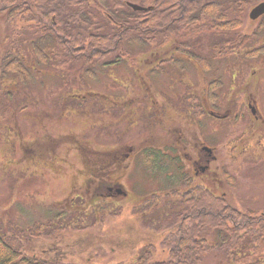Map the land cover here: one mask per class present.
Here are the masks:
<instances>
[{"label": "rangeland", "instance_id": "374dc122", "mask_svg": "<svg viewBox=\"0 0 264 264\" xmlns=\"http://www.w3.org/2000/svg\"><path fill=\"white\" fill-rule=\"evenodd\" d=\"M5 17H7L6 14L4 16L0 15V48L2 37L7 35L9 27ZM244 23L245 26H241L238 29L240 33H244L250 28H256V25L260 22L249 20L247 10ZM19 24L22 25L21 22ZM216 37L217 35L215 34L214 38ZM223 38H226V36H223ZM210 40L211 35H206L197 41L198 46L196 47L202 51L204 56L209 55L212 51L208 47ZM253 45L255 43L252 41L245 44L240 50L246 51L248 49L247 51H249ZM164 51H166V47ZM26 52L29 51L26 50ZM219 53L220 51L215 50L207 58ZM216 58L219 59H212V64L221 59L219 56ZM217 63V69L224 68L223 60ZM237 64H239V60L234 57L232 65L235 66ZM252 65H256L258 68L264 67V60L250 61L249 72L252 70ZM38 67H41V65H38ZM51 68L56 70L59 66L53 62ZM163 68L166 72H169L167 64H164ZM42 69L43 73L47 72V75L37 78L35 84L38 85L41 80H45L53 89L45 88L43 90L40 86L38 89L39 95L34 98L32 96L25 101L24 105L19 104L22 99L12 102L10 100L7 101L8 98L3 96V93L7 90L13 91L11 93L12 96L19 93L15 89H12L11 81L8 82L9 84L5 83V89L7 90L0 91L1 235L9 242L11 239H15V236L11 237V234L18 235L16 236L20 245L18 248L28 256L38 255L57 260L61 263L131 264L130 262L135 259L144 248V244L147 243L155 246L153 257L149 263L164 261L167 258L168 249L166 250L161 242L167 237V233L156 231L149 223L150 217L153 218L154 216L151 215L149 217L145 215L146 212L155 209V207H152L146 211L148 205L145 204V201L152 192L160 191L155 181L144 182L139 193V198L134 202H123L122 206L114 205L99 198V194L102 192V185L99 184L98 176L102 171L110 169V171H115L112 165L119 160L120 150L123 149L124 145H121L120 149L104 151V148L113 146L117 142L113 126H111L113 124L112 115L107 117L112 110L103 111L102 118L105 116L106 118L102 133L98 132L100 126H95L90 130V126L99 117L97 110L100 103L94 95L108 93L111 97H114L116 90H121L122 93H125L126 88L115 87L111 82L99 85L88 78L86 85V82L83 80L78 79L74 81L73 77H66L67 84L71 87V90L67 91L62 87L63 84L61 83V81L65 80H54L52 73L46 67L42 65ZM208 72L206 71L205 75ZM199 74L201 76V73ZM101 75L103 76V74ZM130 79L127 82V86L130 87L132 94L137 96L142 90L138 91L139 86L136 78L130 77ZM104 82L106 80L102 81V83ZM20 86H22V90L23 85ZM179 87L180 77L174 78V80L171 78V81L161 80L159 84L155 82L154 90L152 91L154 95L151 99L164 102V108L167 107L166 102H169L170 106L171 102L174 107H169V114L175 115L172 112H177L176 105H178L180 98L178 93ZM166 88L171 90L164 91ZM60 91L67 92L65 97L73 101L71 105L74 110L84 113V119L88 117L94 121L92 123L88 120L82 121L78 116H73L72 128H70L71 126L68 125L70 121L59 118L58 114L54 113L52 109V107L56 108L63 102L64 95H58L62 94ZM92 91L95 93L91 97L89 95ZM70 93L73 95V98L69 97ZM82 96H86V98H81ZM35 99L37 101L32 103ZM75 102H79L80 104ZM18 106H24L25 108L22 114L27 115V117L24 120L21 114H19ZM131 106L137 107L138 105ZM86 111L95 113L87 116ZM163 114L165 115V112ZM140 117L142 123L139 124V122L131 130V134L126 135V142L136 144L140 148L150 146L153 143L165 146H172L175 143V139H170L167 136L166 125H160L158 122L155 125L156 129L153 130L154 136L150 135L151 131L149 130L148 122L151 120V114L148 111L143 112ZM246 120L248 121L249 117ZM228 121L208 117L207 119H203L202 129L206 128L213 143L211 145H215L218 148L222 167L229 168L231 174L237 176L239 184L237 188L229 186L225 189L219 183L217 186H214L211 181H207V184H210L212 190L219 195H223V192L227 191L228 195H225L227 196V204L243 212L252 210L259 217H264L261 215V212L264 211V149L261 148L259 151L250 149L246 153L238 152V157H229L224 147V144L230 142V139H232L228 134V132H231L230 127L227 125ZM8 125L16 127V134L19 136L15 135L11 140H8L6 135V127L9 129ZM34 125L35 132L32 129ZM168 125L172 128L176 127L175 123L170 124V121H168ZM22 128L26 137H29L28 139L21 136L20 130ZM38 129L43 132V137H41L40 141L36 140L35 144H33L31 136L33 132L37 136ZM110 130L112 133H110ZM238 134L239 130L236 131L234 136H238ZM214 136L216 140L212 138ZM200 137L204 139L201 132ZM54 143H56L57 151H60L62 158L65 159L66 157L70 158V160L72 158L71 162L59 164L61 163L59 161L60 158L58 156L54 158L56 154L52 149ZM36 147H41L43 151H47L46 154H44L45 152L41 154V160L46 159L55 165L51 168V172L45 175V178L34 176L28 170H26L28 171L27 174L23 175L22 173L23 167L33 157L40 154L38 151L33 150ZM121 169H123V166ZM30 171H33V168ZM163 177L166 178V176ZM43 179L46 181H41ZM181 184L180 188L182 189ZM228 185L229 182L227 181ZM126 186L130 189L128 184ZM178 186L179 183L173 185L174 188ZM191 189L192 186H189V190ZM77 195H81V197L75 199ZM141 198L144 201L140 203ZM93 205L98 207L99 222L97 225L89 226L90 228L88 229L76 227V224L80 223L76 220L77 222H73L74 225L72 224L67 229L54 230L51 235L36 236L37 234L30 230V228H34L36 225L46 224L49 220H54L62 210L66 214L71 212L81 213L82 215L78 218H81L86 223V218L94 210L95 206ZM157 210L155 209V212ZM147 215L149 214L147 213ZM101 217L103 218L102 221H100ZM258 255L259 253L250 256L248 261L257 258ZM261 260L264 261V259ZM218 261L219 257L213 255L209 256L203 264H219ZM237 264L245 263L240 261Z\"/></svg>", "mask_w": 264, "mask_h": 264}, {"label": "trees", "instance_id": "16d2710c", "mask_svg": "<svg viewBox=\"0 0 264 264\" xmlns=\"http://www.w3.org/2000/svg\"><path fill=\"white\" fill-rule=\"evenodd\" d=\"M260 1L0 0V15L6 14L9 24L0 48V83L10 79L12 85H23L15 96H12V90L1 86L0 91L7 90L3 96L12 102L22 99L19 104L23 105L32 96H38V89L45 82L35 84L40 74H30L37 65L46 67L52 77L65 80L61 81L65 90L70 87L68 77L86 82V75L94 78L96 73L95 68L89 65L99 63L107 68L108 60L119 64L126 61L130 65L125 69L127 75L137 77L143 74V70L133 60L157 55L170 45L176 46L175 51L180 52L181 38L187 44L185 48L191 47L196 54H202L196 47L197 41L211 35L208 45L211 53L215 50L224 52L228 44L232 48L234 45L238 47L243 38L250 42L260 36L261 28L245 36L238 31L246 11ZM129 3L148 9L135 11ZM226 35L230 40L224 47L227 38L223 36ZM261 54L264 55V45L249 51L250 58ZM53 62L59 66L56 70L51 68ZM18 109L21 113L25 110L24 106H18ZM171 180L175 181L176 175ZM188 198L181 196L180 200L165 202L157 210L158 215L150 219L149 223L156 231L167 233L162 246L168 249L164 261L152 264H203L213 255L219 257V264H237L240 261L263 264V217H251L247 214L249 211L233 208L208 191H200L198 198ZM97 214L93 210L86 223L78 218L81 213L59 214L54 220L30 230L36 236L51 235L54 230L67 229L76 220L80 222L76 227H89L97 225ZM14 236L15 239L9 242L0 233V264H76L38 255L27 256L18 248V235L11 237ZM144 245L131 264H150L155 246L150 243ZM258 253L257 258L248 261L250 256Z\"/></svg>", "mask_w": 264, "mask_h": 264}, {"label": "flooded vegetation", "instance_id": "af4514ba", "mask_svg": "<svg viewBox=\"0 0 264 264\" xmlns=\"http://www.w3.org/2000/svg\"><path fill=\"white\" fill-rule=\"evenodd\" d=\"M259 43H264V38H261ZM246 51L233 52V48L228 44L225 52L221 50L218 55H211L210 58H207L209 55L180 53L179 63H176L180 75V98L176 105L177 112H172L175 115L169 114V107H174L171 102L172 107L166 102L167 107L164 108V102L151 98L154 95L152 91L155 79L162 72L163 64H173L176 54H168L158 61L150 58L141 60L142 63L146 62V66L145 69L142 68L143 74L137 76L138 91L142 90L137 96H134L127 86L131 76L126 74L122 79V69H117L115 87L126 88V92L116 90L112 105L101 103L98 115L104 128L106 116L102 118L103 111L108 108L112 110L107 117L112 115L114 133L118 141L116 148L124 146L120 150L119 160L112 165L116 172L110 169L102 171L98 176L99 184L102 185L100 199L115 204L133 198L134 193L124 189V181L135 187V174L132 169L138 164H141L145 176L164 172L160 170L164 167H168V170L174 169L179 183L176 192L180 193L181 181L182 196H189L188 199L194 196L198 198L200 193L197 190L201 188L216 196L207 181H211L214 186L219 183L223 189L228 187L225 170L229 168L222 169L218 148L211 145L213 143L209 133L206 128L202 129V121L208 117L229 120L227 125L231 132L228 134L232 139L224 144L229 157H238V152L246 153L250 149H264V67H254L249 72V51ZM218 56L221 57L219 61L224 60V68L217 69L219 61L212 64V59L218 60ZM231 57L239 60V64L232 65L233 58L228 60ZM145 70L150 72L149 76H144ZM206 71L209 72L205 75ZM106 97L110 98L109 95ZM62 108H66L65 103ZM147 111L151 114V120L148 122L150 135L154 136L153 130L156 129L157 122L166 125L167 136L175 139L172 146L153 143L137 151L122 139L121 134L130 132L139 123L142 113ZM77 113L76 110L75 114ZM168 121L170 124L175 123L176 127H169ZM237 130L239 134L234 136ZM200 132L205 140L200 137ZM212 138L216 140L215 136ZM142 160L146 165H142ZM42 165L50 168L51 162H42ZM189 186H192L191 190ZM227 194V191L223 192V195ZM151 200L155 203L157 198Z\"/></svg>", "mask_w": 264, "mask_h": 264}, {"label": "water", "instance_id": "95a60500", "mask_svg": "<svg viewBox=\"0 0 264 264\" xmlns=\"http://www.w3.org/2000/svg\"><path fill=\"white\" fill-rule=\"evenodd\" d=\"M135 10H145L146 8L141 7L136 4H130ZM261 14H264V2L260 3L259 5L256 6V8L252 11L251 17L252 18H257Z\"/></svg>", "mask_w": 264, "mask_h": 264}]
</instances>
